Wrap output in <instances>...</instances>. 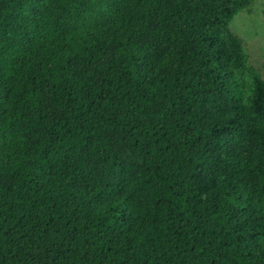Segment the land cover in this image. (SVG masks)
<instances>
[{
  "label": "trees",
  "instance_id": "obj_1",
  "mask_svg": "<svg viewBox=\"0 0 264 264\" xmlns=\"http://www.w3.org/2000/svg\"><path fill=\"white\" fill-rule=\"evenodd\" d=\"M251 1L0 0V264H264Z\"/></svg>",
  "mask_w": 264,
  "mask_h": 264
},
{
  "label": "rangeland",
  "instance_id": "obj_2",
  "mask_svg": "<svg viewBox=\"0 0 264 264\" xmlns=\"http://www.w3.org/2000/svg\"><path fill=\"white\" fill-rule=\"evenodd\" d=\"M248 54V68L257 70L264 80V0H252L229 26ZM126 156L131 157L130 154Z\"/></svg>",
  "mask_w": 264,
  "mask_h": 264
}]
</instances>
